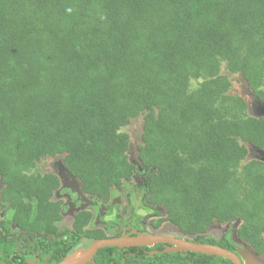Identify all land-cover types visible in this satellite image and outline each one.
I'll return each instance as SVG.
<instances>
[{"label": "trees", "instance_id": "trees-1", "mask_svg": "<svg viewBox=\"0 0 264 264\" xmlns=\"http://www.w3.org/2000/svg\"><path fill=\"white\" fill-rule=\"evenodd\" d=\"M222 65L264 103V0H0V196L22 238L54 236L35 242L40 264L107 238L85 231L89 211L58 236L60 181L37 170L57 156L86 196L107 203L137 175L136 192L164 210L154 228L264 258V162H244L249 147L264 153V116L246 114ZM139 116L137 170L121 129ZM137 249L105 247L89 264H138ZM184 253L182 264H232Z\"/></svg>", "mask_w": 264, "mask_h": 264}, {"label": "rangeland", "instance_id": "rangeland-1", "mask_svg": "<svg viewBox=\"0 0 264 264\" xmlns=\"http://www.w3.org/2000/svg\"><path fill=\"white\" fill-rule=\"evenodd\" d=\"M220 74L229 79L231 84L230 92L234 95H239L247 102L246 114L248 116H264V103L255 100L251 96L240 77L228 73L223 65L221 66ZM142 125L143 119L142 116H139L131 118L128 124L121 129V132L127 134L129 138L128 160L137 170L140 165L137 160L136 148L141 141ZM251 160L264 162V153L249 147V154L244 162ZM37 170L40 172H51L59 178L60 188L53 193V199L62 201L63 220L60 227L63 229L70 228L72 219L77 211L89 210L93 214L89 227L91 229H96L97 227L102 229L107 238H112L119 232L118 226L138 222H141V228L146 229L150 233L157 232L161 235L178 233L177 229L168 222L161 223L158 230L152 229L151 225H155L158 220L164 219V210L160 207L155 208L148 205L142 195L136 192V183L139 180L137 175H134L131 180L123 182L122 190H112L110 201L104 204L95 197L85 196L81 193L79 183L64 169L61 156L43 159L37 165ZM145 207L150 208V210L145 209ZM238 224V221L224 225L214 224L209 228L207 236L219 239L223 233L229 232L231 228H236ZM231 238L234 239V234L231 235ZM242 249H244L242 251L245 264H264L263 257L256 255L246 247Z\"/></svg>", "mask_w": 264, "mask_h": 264}, {"label": "flooded vegetation", "instance_id": "flooded-vegetation-1", "mask_svg": "<svg viewBox=\"0 0 264 264\" xmlns=\"http://www.w3.org/2000/svg\"><path fill=\"white\" fill-rule=\"evenodd\" d=\"M110 197H111V194H110ZM52 200L53 201H60V200H54L53 196H52ZM109 201H110V199H109ZM60 202H61L60 214H61V217L63 220L62 201H60ZM102 203H104V202H102ZM107 203H104V204H107ZM148 210H150V208ZM82 211H89V210L77 211L76 214L74 215V217L79 212H82ZM89 212H91V211H89ZM91 214H92V212H91ZM74 217H73V219H74ZM92 218H93V214H92ZM92 218H91V220H92ZM73 219H72V222H73ZM62 220L60 222H58L56 224V226L59 229V231L57 232L58 236L63 238V233H65V234L68 233L72 229V226H70L69 229L61 228L60 224H61ZM91 220H90V222H91ZM72 222H71V225H72ZM134 224H136V226H138V229L137 228L133 229L131 227ZM134 224L126 223L125 225L123 224L121 226H118L119 232L114 236H117V237H121L123 235L133 236L132 235L133 231H135L137 233L136 236H138V235H140V236H142V235H161V234H158L157 232L150 233L146 229L141 228L140 227L141 222L134 223ZM151 227L153 230L159 229V228H154V224L151 225ZM124 228H126V229H124ZM85 231H91V232L101 231L103 234H105L102 231V229H100L98 227L96 229H91L89 227V224L86 226ZM162 236H171L174 238L190 241L189 239H187V236H184V235L180 234L179 232L177 234H173V233L162 234ZM117 237L112 236V238H117ZM53 238H54V236H51V235H47L45 239H44V237L39 236V235L33 236L31 238H27V237L22 238L18 232V226H16L13 222H11V213H10V209H9L8 204L5 201H3L1 199V196H0V264H7V263H10V264H40L39 256L41 257V255L38 251L33 250L34 249L33 247L36 246L35 242L41 240V242L43 241V243H45V242H48L50 240H53ZM59 239H61V238H59ZM24 243H26V245L29 247H27ZM136 248H139V249H137L135 252H131L130 256L135 258V260L138 261V264H164L167 260L165 259V257L163 255H168L171 253H174L175 255L179 256L177 258V264H182V260H183V258H185V255H186L184 253V250H182V251H168L167 252L168 245H166V244H155V245L148 246V247L140 246V247H136ZM242 248H243V245L240 244V246L238 247L235 254H237V256L239 257L241 264H245L243 251H242L244 249H242ZM9 249L11 251H13L12 255H9V252H10ZM43 257H45V256H43ZM181 257H183V258H181ZM156 258H158L159 260ZM91 261H89L87 264L91 263ZM189 264H197V259L191 260L189 262Z\"/></svg>", "mask_w": 264, "mask_h": 264}, {"label": "water", "instance_id": "water-1", "mask_svg": "<svg viewBox=\"0 0 264 264\" xmlns=\"http://www.w3.org/2000/svg\"><path fill=\"white\" fill-rule=\"evenodd\" d=\"M133 236H121L117 238L96 239L90 242L89 246L85 249L75 252L76 256L66 258L65 260L57 264H87L91 261L99 249L105 247H140V246H152L155 244L168 245V251H188L192 253L221 257L230 261L233 264H241V261L237 254L228 251L224 248L197 244L183 239L174 238L171 236L162 235H137L135 231L132 232ZM74 253V254H75Z\"/></svg>", "mask_w": 264, "mask_h": 264}, {"label": "bare ground", "instance_id": "bare-ground-1", "mask_svg": "<svg viewBox=\"0 0 264 264\" xmlns=\"http://www.w3.org/2000/svg\"><path fill=\"white\" fill-rule=\"evenodd\" d=\"M72 255H74V254H72ZM76 256V255H75Z\"/></svg>", "mask_w": 264, "mask_h": 264}]
</instances>
